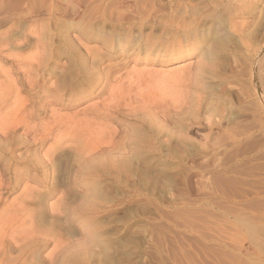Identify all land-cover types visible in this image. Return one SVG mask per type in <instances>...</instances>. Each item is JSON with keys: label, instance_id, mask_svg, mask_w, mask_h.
I'll return each mask as SVG.
<instances>
[{"label": "rangeland", "instance_id": "obj_1", "mask_svg": "<svg viewBox=\"0 0 264 264\" xmlns=\"http://www.w3.org/2000/svg\"><path fill=\"white\" fill-rule=\"evenodd\" d=\"M75 1L0 0V264H264V0Z\"/></svg>", "mask_w": 264, "mask_h": 264}, {"label": "bare ground", "instance_id": "obj_2", "mask_svg": "<svg viewBox=\"0 0 264 264\" xmlns=\"http://www.w3.org/2000/svg\"><path fill=\"white\" fill-rule=\"evenodd\" d=\"M117 1V0H116ZM132 1V0H131ZM76 2V3H75ZM74 3H75V6H74V13H78V14H82V15H84V14H86L85 12L87 11V14H88V12L89 11H91V10H93V8L92 7H90L91 6V4L89 5V7L90 8H88V7H86L85 6V4H81V2H80V0H77V1H75ZM125 1L124 0H119V1H117V2H115L114 4H115V7L114 8H117V9H119V14H118V19H119V21L121 20H124V18L125 19H128V20H130V19H132L133 17H134V15H132L133 13H137L138 12V5H137V3H135V2H132V3H130V4H127V3H124ZM128 2V1H127ZM74 5V4H73ZM82 5H84V6H82ZM87 6H88V4H87ZM92 6H94V5H92ZM98 6H100V5H98ZM97 6V7H98ZM95 7V6H94ZM96 9V8H95ZM94 9V10H95ZM98 9V8H97ZM244 14H245V12H246V14L248 13V12H250V10L249 11H242ZM71 13V12H70ZM69 13V14H70ZM53 14V13H52ZM72 14V13H71ZM86 14V15H87ZM239 14V13H238ZM59 16H61V15H59ZM73 17L75 16V15H72ZM62 18V17H61ZM76 19V18H75ZM70 21V20H69ZM92 22V21H91ZM125 22V21H124ZM46 23V22H45ZM62 23H63V20H62ZM120 23V22H119ZM145 24V23H144ZM60 25V24H59ZM65 25V24H64ZM61 26V25H60ZM62 27V26H61ZM64 28H66V27H64ZM132 28V27H131ZM62 29V28H61ZM57 30V29H56ZM93 30V29H92ZM59 31V30H58ZM96 31V30H95ZM98 31V30H97ZM122 31V30H121ZM134 31V30H133ZM132 31V33H129L128 35L129 36H125V35H122V33L123 32H117V30H116V34L114 35V39H113V41L111 40H109V39H104L103 38V36H102V38H101V40L102 41H104V42H106V43H104V44H106V45H115L114 44V42L116 41L117 43H119V42H121L122 43V45H128V46H130V45H132V44H134V42L138 45V46H143L144 48L145 47H147V49L148 50H151L150 48H149V46H146L148 43V40H149V38H148V35L147 34H143V30L141 31V29H140V31H137V32H135V34H134V32ZM55 32V31H54ZM54 32H53V34H54ZM64 32V31H63ZM65 32H66V30H65ZM88 32H89V30H88ZM129 32V31H128ZM43 32H41L40 34H42ZM57 32H55V34H56ZM115 33V32H114ZM182 33V32H181ZM204 33H205V31H204ZM209 32H207V33H205V34H208ZM46 34V33H45ZM54 34V35H55ZM59 34H60V32H59ZM79 34H80V36H82L83 38H85L86 40L87 39H90L91 38V35H89V34H91V33H86V31H84V30H81L80 32H79ZM102 34V33H101ZM44 35V34H43ZM42 35V36H43ZM62 35V34H61ZM127 35V34H126ZM143 35V36H142ZM215 35V34H214ZM41 36V35H40ZM50 36V35H49ZM48 36V37H49ZM53 36V35H52ZM63 36V35H62ZM161 36V35H160ZM174 36V35H173ZM205 36V35H204ZM54 37V36H53ZM65 37V36H64ZM64 37H61V39L62 40H64L63 38ZM69 37V36H68ZM57 38V37H56ZM41 39H43L42 37L40 38V41H41ZM54 39V38H53ZM52 39V40H53ZM59 39V38H58ZM67 39H69V38H67ZM51 40V41H52ZM62 40H61V42H62ZM65 40H66V38H65ZM64 40V43H63V45H65V46H63V47H66V42L67 41H65ZM175 40V39H174ZM43 41H44V39H43ZM58 41V43L60 44L61 42L59 41V40H57ZM72 42V40H70L69 39V41H68V43L69 42ZM153 41V40H152ZM152 41L150 42V43H152ZM167 40H164V41H161V39L159 40V42H157L156 43V47H157V45H159V49H161L160 48V46L166 51V54H164L165 55V57H167V56H171V57H173V56H177V55H180L181 54V52H183L184 51V49H182V48H184L185 46H183L180 50H179V48H177L176 46H175V43L176 42H174V41H168V44L166 43L165 45H164V43L166 42ZM46 43H49L48 41H45ZM41 43L42 44H39V45H42V49H43V51L41 50V52H45L46 51V49H45V46H44V42H42L41 41ZM52 43V42H51ZM154 43V42H153ZM53 44V43H52ZM52 44H49V46L50 45H52ZM76 44V43H75ZM54 45H56V44H54ZM61 45V44H60ZM73 45H74V43H73ZM73 45L70 43V45L68 44V46L66 47V48H63V47H60V46H54L56 49H51V47H49V49L47 50V51H49L48 52V54H50L51 55V58L52 59H54V57L55 56H59V57H61V56H63V57H69L68 56V54H73L74 55V57H75V61L76 60H78L77 58H80V55H81V53H80V55H78V53L80 52V47H79V45L77 46V47H73ZM108 45V46H109ZM153 45V44H152ZM154 45H155V43H154ZM81 46V45H80ZM151 46V45H150ZM47 47V46H46ZM52 47H53V45H52ZM82 47V46H81ZM86 47V46H85ZM154 47V46H153ZM178 47H180V46H178ZM40 48V47H39ZM89 48V47H88ZM158 48V47H157ZM51 49V50H50ZM255 49V48H254ZM85 50V49H84ZM46 51V52H47ZM93 51H98V50H93ZM160 51V50H159ZM46 52H45V55L44 56H46L47 54H46ZM82 52V51H81ZM85 52V51H84ZM99 52V51H98ZM97 52V53H98ZM37 53V52H36ZM87 53V52H86ZM89 53H91L90 51H89ZM99 53H101V52H99ZM254 54H253V59L255 60V59H257V57H258V53H259V49H255V52H253ZM93 54V53H92ZM95 54V53H94ZM102 54V53H101ZM101 54H99V57H100V55ZM185 54H188V52L187 53H185ZM35 55V54H34ZM39 55V54H38ZM167 55V56H166ZM43 56V55H42ZM44 56L43 57H33V59H38L39 61H37L38 63L42 60V58H44ZM48 56V55H47ZM83 57H84V54L82 55ZM94 57H95V55H93ZM104 56V55H103ZM102 56V57H103ZM28 57V56H27ZM58 57V58H59ZM97 57V56H96ZM101 57V58H102ZM105 57V56H104ZM164 57V56H163ZM46 58H48V57H46ZM46 58H44V60L46 59ZM72 58V57H71ZM70 58V59H71ZM85 58H87V57H84V59ZM93 58V57H92ZM32 58L30 59V61L31 60H33ZM48 59H50V58H48ZM69 58H67V60H68ZM82 59V58H81ZM89 59V58H88ZM29 60V59H28ZM43 60V61H44ZM71 60H73V59H71ZM94 60V59H93ZM92 60V61H93ZM254 60H253V62H254ZM27 61V60H26ZM36 61V60H35ZM86 61V60H85ZM98 61H100V60H98ZM42 62V61H41ZM40 62V63H41ZM82 62V61H81ZM84 62V61H83ZM87 62V61H86ZM86 62H85V64H86ZM43 63H45V62H43ZM48 63V62H47ZM72 63H73V61H72ZM96 63H97V61H96ZM100 63V62H99ZM92 64H94V62H92ZM45 65H46V63H45ZM67 65V64H66ZM66 65H65V67H66ZM71 65V64H70ZM67 66L68 68L66 69V72H63V75H64V73H66L64 76H68V77H72L73 75V73H70L71 71H70V68H71V66H73V65H71V66ZM75 65H77V64H75ZM75 65H74V67H75ZM87 65V64H86ZM100 65V64H99ZM180 65H183V64H180ZM40 66H42V65H40ZM81 66V65H80ZM85 66V65H84ZM95 66V65H94ZM30 67V66H29ZM79 67V66H78ZM77 67V68H78ZM44 68V67H43ZM76 68V67H75ZM72 69V68H71ZM82 69H83V67H82ZM95 69V68H94ZM98 69H100V68H98ZM84 70V69H83ZM88 70V69H87ZM102 70H105V69H102ZM65 71V70H64ZM76 71V70H75ZM74 71V72H75ZM78 72H80V70L78 71ZM103 72V71H102ZM36 73V72H35ZM42 73V72H41ZM70 73V74H69ZM107 73H109V72H107ZM38 74V73H37ZM94 74H98V71L96 72L95 70L93 71V70H90V71H87L86 72V75H87V77H93L94 76ZM105 74V73H104ZM99 75V74H98ZM110 75V74H109ZM109 75H107V76H109ZM96 76V75H95ZM101 76H102V74H101ZM105 76V75H104ZM111 76V75H110ZM62 76L60 75L59 76V78H61ZM67 77V78H68ZM75 78H76V74H75V76H74ZM83 77V76H82ZM97 77V76H96ZM106 77V76H105ZM64 78V77H63ZM73 78V77H72ZM79 78V77H78ZM99 79L98 80H100V76L98 77ZM74 79V78H73ZM76 80V79H75ZM75 80H73V82L75 83V85L76 86H80L81 85V82H78V81H75ZM91 80V79H90ZM46 81V80H45ZM65 81V80H64ZM63 80H62V82H64ZM80 81V80H79ZM84 81H86V80H84ZM83 81V82H84ZM92 81H93V79H92ZM40 82V81H39ZM47 82V81H46ZM58 81H56V83H57ZM62 82H58L59 84H62ZM69 82H71V81H69ZM91 82V81H90ZM72 83V82H71ZM99 83V82H98ZM105 83V82H104ZM103 83V84H104ZM42 84V83H41ZM54 84V83H53ZM86 84V83H85ZM95 84V83H94ZM55 85V84H54ZM67 85V84H66ZM38 86H40V85H37V87ZM64 86V85H63ZM74 86V85H73ZM78 86V87H79ZM83 86V85H82ZM103 86V85H102ZM40 87H42V86H40ZM46 87V86H45ZM48 87V86H47ZM51 87V86H50ZM68 87H71V86H68ZM75 87V86H74ZM105 87V86H104ZM59 88V87H58ZM39 89V88H38ZM42 89V88H41ZM50 89V88H49ZM55 89H57V88H55ZM79 89V88H78ZM87 89V88H86ZM40 90V89H39ZM39 90H37V91H39ZM46 90H48V89H46ZM51 90V89H50ZM59 90H60V88H59ZM74 90V89H73ZM80 90V89H79ZM100 90V89H99ZM101 90H102V88H101ZM124 90V89H123ZM122 89L120 90L121 91V93H122V91H123ZM41 91V90H40ZM56 91V90H55ZM64 91V90H63ZM75 91V90H74ZM103 91V90H102ZM111 91V90H110ZM115 91H118V90H115ZM115 91H112V92H115ZM120 91H119V95L121 94L120 93ZM45 92V91H44ZM47 92V91H46ZM53 92V91H52ZM60 92H62L61 90H60ZM68 92V91H67ZM71 92V91H70ZM81 92V91H80ZM99 92V91H98ZM40 93V92H39ZM50 93H51V91H50ZM57 93V92H56ZM56 93H54V94H56ZM58 93H59V91H58ZM57 93V94H58ZM77 93V92H76ZM79 93V92H78ZM49 94V93H48ZM53 94V95H54ZM56 94V95H57ZM62 94V93H61ZM66 94V93H65ZM71 94V93H70ZM80 94V93H79ZM91 94V93H90ZM112 94H114V93H112ZM116 94V93H115ZM50 95V94H49ZM53 95H52V97H53ZM110 95H111V93H110ZM117 97H118V92H117ZM38 96V95H37ZM45 96V95H44ZM43 96V97H44ZM55 96V95H54ZM69 96V95H68ZM112 96V95H111ZM121 96H122V94H121ZM46 97V96H45ZM55 99H57L58 98V96H57V98L56 97H54ZM68 98V97H67ZM119 98H121V97H119ZM39 99V98H38ZM53 99V98H52ZM52 99H51V102H52ZM60 99V98H59ZM66 99V98H65ZM82 99V98H81ZM115 99H117V98H115ZM50 101V100H49ZM48 101V102H49ZM58 101V100H57ZM78 101V100H77ZM146 101V100H145ZM47 102V103H48ZM54 102V101H53ZM104 102V101H103ZM147 102V101H146ZM39 103V102H38ZM116 103V102H115ZM156 103V102H155ZM44 104V103H43ZM71 104V103H70ZM107 104V103H106ZM118 104V103H117ZM173 104V103H172ZM103 105H105V104H103ZM109 105V104H108ZM116 105V104H115ZM114 105V106H115ZM52 106V105H51ZM106 106V105H105ZM112 106H113V104H112ZM118 106V105H117ZM116 106V107H117ZM148 106H151V105H148ZM94 107V106H93ZM92 107V108H93ZM51 108H53V107H51ZM51 108H50V110H51ZM105 108V107H104ZM103 108V109H104ZM107 108H109V107H107ZM133 108H136V107H133ZM19 109V108H18ZM45 109V108H44ZM47 109H49V108H47ZM57 109H60V108H57ZM57 109H56V111H57ZM117 108H115V110H116ZM120 109V108H119ZM118 109V110H119ZM128 109H130V108H128ZM168 109V108H167ZM20 110V109H19ZM35 110V109H34ZM36 110H37V108H36ZM46 110V109H45ZM83 110V109H82ZM95 110V109H94ZM112 110H114V109H112ZM121 110V109H120ZM92 111V110H91ZM122 111V110H121ZM40 112V111H39ZM44 112V111H43ZM52 112V111H51ZM74 112V111H73ZM83 112V111H82ZM90 112V111H89ZM94 112V111H93ZM99 112V111H98ZM98 112H97V114H98ZM131 112H132V109H131ZM47 113V112H46ZM56 113V112H55ZM71 113V112H70ZM69 113V114H70ZM94 113H96V112H94ZM99 113H101V112H99ZM103 113H105V112H103ZM123 113H124V111H123ZM129 113V112H128ZM127 113V114H128ZM52 114V113H51ZM57 114V113H56ZM88 114V113H87ZM86 114V115H87ZM106 114H107V112H106ZM125 114H126V112H125ZM132 113H130V115H131ZM32 115V114H31ZM53 115V114H52ZM64 115V114H63ZM68 115V114H67ZM77 115V114H76ZM96 115V114H95ZM110 115V114H109ZM108 115V116H109ZM133 115V114H132ZM135 115V114H134ZM58 116V115H57ZM69 116V115H68ZM67 116V117H68ZM84 116V115H83ZM90 116V115H89ZM99 116V115H98ZM107 116V117H108ZM111 116V115H110ZM142 116V115H141ZM15 117V116H14ZM13 117V118H14ZM65 117H66V115H65ZM66 117V118H67ZM87 117H88V115H87ZM86 117V118H87ZM93 117V116H92ZM75 118H78V116L77 117H75ZM74 118V119H75ZM82 118V117H81ZM84 118V117H83ZM90 118V117H89ZM88 118V119H89ZM94 118V117H93ZM99 118V117H98ZM97 118V119H98ZM15 119V118H14ZM53 119V118H52ZM72 118L70 117V120H71ZM78 119H80V118H78ZM95 119V118H94ZM94 119H92V121H94ZM144 119V118H143ZM142 119V120H143ZM146 119V118H145ZM69 120V121H70ZM84 120V119H83ZM87 119H85V121H86ZM140 120V119H139ZM141 120V121H142ZM54 121V120H53ZM58 121V120H57ZM63 121V120H62ZM65 121V120H64ZM72 121V120H71ZM75 121H76V119H75ZM89 121H90V119H89ZM100 121V120H99ZM16 122V121H15ZM68 122V121H67ZM80 122V121H79ZM142 125H143V128H146V129H148V130H151L150 128L152 127L150 124L148 125L147 124V122H146V124H145V121L143 120L142 122ZM66 124V123H65ZM69 124H71L70 122H69ZM79 124V123H78ZM80 124H81V122H80ZM86 124V123H85ZM90 124V123H89ZM29 125V124H28ZM5 126H6V124H5ZM5 126H4V129H5ZM10 126V125H9ZM8 126V127H9ZM51 126V125H50ZM56 126H57V124H56ZM62 126H63V124H62ZM72 126H75V125H72ZM77 126V125H76ZM82 126H83V124H82ZM26 127H27V124H26ZM61 127V126H60ZM67 127V124L65 125V128ZM79 127V126H78ZM81 127V126H80ZM87 127V126H86ZM12 128H15V126L14 127H12ZM29 128V127H28ZM27 128V129H28ZM50 128V127H49ZM68 128V127H67ZM74 128V127H73ZM45 129V128H44ZM81 129V128H80ZM84 129V128H83ZM51 130H53V129H51L50 128V132H51ZM69 130H70V128H69ZM72 130V129H71ZM74 130V129H73ZM95 130V129H94ZM3 131V130H2ZM62 131H64V130H62L61 129V132ZM66 131V130H65ZM64 131V132H65ZM101 131V130H100ZM99 131V132H100ZM152 131H154V130H152ZM15 132V131H14ZM46 132H48V131H46ZM45 132V133H46ZM54 132V131H53ZM59 132H60V130H59ZM58 132V133H59ZM63 132V133H64ZM71 131H69V133H70ZM16 133V132H15ZM75 133V132H74ZM85 133V132H84ZM89 133V132H88ZM112 133V132H111ZM1 134V133H0ZM14 134V133H13ZM28 134V133H27ZM34 134V133H33ZM48 134V133H47ZM49 134H51V133H49ZM60 134H62V133H60ZM78 134V133H77ZM113 134V133H112ZM14 135H16V134H14ZM41 135H43V134H41ZM46 135V134H45ZM54 135V134H53ZM66 135V134H65ZM67 135H69V134H67ZM97 135V134H96ZM1 136V135H0ZM6 136H8V135H6ZM10 136V135H9ZM8 136V137H9ZM48 136V135H47ZM72 136V135H71ZM94 136V135H93ZM8 137H7V139H8ZM11 137L13 138V136L11 135ZM10 137V138H11ZM16 137V136H15ZM40 137V136H39ZM43 137V136H42ZM46 137V136H45ZM58 137H59V135H58ZM57 137V138H58ZM62 137H64V136H61V138ZM16 138H18V137H16ZM16 138H15V140H16ZM35 138V137H34ZM47 138V137H46ZM56 138V137H55ZM61 138H59V139H61ZM67 138V137H66ZM70 138V137H69ZM73 138H74V136H73ZM78 138V137H77ZM80 138V137H79ZM94 138V137H93ZM6 139V138H5ZM7 139L5 140V141H7ZM43 139V138H42ZM45 139V138H44ZM44 139H43V141H44ZM63 139V138H62ZM95 139V138H94ZM35 140V139H34ZM41 140V139H40ZM47 140V139H46ZM64 140H65V138H64ZM67 140H68V138H67ZM76 140H78V139H75V141ZM80 140H82V139H80ZM97 140H99V139H97ZM121 140V139H120ZM10 141V140H9ZM39 141V140H38ZM79 141V140H78ZM83 141H84V137H83ZM101 141V140H100ZM100 141H98V142H100ZM124 141V140H123ZM132 140H130V142H131ZM147 140H146V138L143 140V142L145 143V144H147L148 142H146ZM40 142H42V140L40 141ZM39 142V143H40ZM59 142V141H58ZM82 142V141H81ZM112 142V141H111ZM118 142H119V140H118ZM122 142V141H121ZM120 142V143H121ZM126 142H127V140H126ZM143 142H142V144H143ZM176 142H178L179 143V141H176ZM85 143V142H84ZM117 143V142H116ZM125 143V142H124ZM124 143L122 144V147H123V145H124ZM11 144V143H10ZM62 144V143H61ZM79 144V143H78ZM77 144V146H79L80 147V144L78 145ZM141 144V145H142ZM6 145H8L7 143H6ZM40 145V144H39ZM63 145V144H62ZM113 146H114V144H112ZM126 145V144H125ZM135 145V144H134ZM138 145V144H137ZM148 145V144H147ZM69 146H71V145H69ZM73 146V145H72ZM101 146V145H100ZM99 146V147H100ZM121 146V145H120ZM119 146V147H120ZM127 146H129V140H128V143H127ZM143 146V145H142ZM62 147V146H61ZM74 147H75V145H74ZM115 147H118V146H114V148ZM137 147V146H136ZM146 147V146H145ZM72 148V147H71ZM81 148H83V147H81ZM141 148V147H140ZM85 149V148H84ZM108 149V148H107ZM134 149V148H133ZM139 149V148H138ZM1 150V149H0ZM61 151V150H60ZM101 151V150H100ZM133 151H136V150H133ZM79 153H81L80 151H79ZM85 153V152H84ZM82 154H83V152H82ZM79 155H81V154H79ZM66 156V155H65ZM80 157V156H79ZM81 157H82V155H81ZM85 158H87V157H85ZM94 159V158H93ZM120 160H122V163H124V162H127L128 161V159L127 158H125V157H122V158H119ZM50 161V160H49ZM52 161V160H51ZM115 162H116V160H114ZM115 162H114V164H115ZM118 162V161H117ZM49 163V162H48ZM53 163V162H52ZM118 164H120V163H118ZM48 165V164H47ZM48 167V166H47ZM21 170V169H20ZM147 171V170H146ZM20 173V172H19ZM61 175V174H60ZM59 175V176H60ZM63 178V177H62ZM63 180V179H62ZM61 180V181H62ZM57 181V180H56ZM64 181V180H63ZM54 183V182H53ZM52 183V184H53ZM58 185V184H57ZM53 189L55 188L54 186L52 187ZM51 190V189H50ZM52 192V191H51Z\"/></svg>", "mask_w": 264, "mask_h": 264}]
</instances>
